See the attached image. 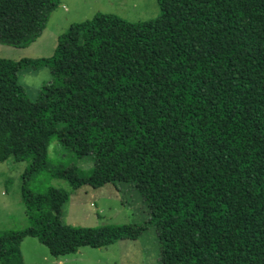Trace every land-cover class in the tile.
<instances>
[{"label": "trees", "instance_id": "trees-1", "mask_svg": "<svg viewBox=\"0 0 264 264\" xmlns=\"http://www.w3.org/2000/svg\"><path fill=\"white\" fill-rule=\"evenodd\" d=\"M171 11L131 24L95 14L58 37L49 58H0V163L28 162L29 227L0 235V264H24L36 238L54 258L136 241L155 226L64 224L71 193H34L52 141L104 156L101 176L50 171L72 191L127 185L149 172L178 234L173 264H264V0H165ZM60 0H0V43L41 37ZM47 67L35 108L18 82Z\"/></svg>", "mask_w": 264, "mask_h": 264}, {"label": "rangeland", "instance_id": "rangeland-1", "mask_svg": "<svg viewBox=\"0 0 264 264\" xmlns=\"http://www.w3.org/2000/svg\"><path fill=\"white\" fill-rule=\"evenodd\" d=\"M171 11L165 0H60L40 38L26 46L0 43V58L10 61L49 58L58 37L73 24L89 20L95 14H112L131 24L152 22ZM52 80L47 67L26 69L18 74L19 84L35 108L50 104L42 92ZM48 168L34 176L28 187L34 193L48 188L70 192L63 210V223L70 226L98 228L105 225L142 223L154 219L155 226L136 241L121 240L107 248L84 247L63 258L50 256L36 238H26L20 245L24 264H173L177 259L178 234L158 184L149 172L127 185H111L94 190L83 187L72 191L68 182L50 176V171L75 167L84 176H101L105 162L102 154L78 158L71 150L52 141L48 148ZM28 162L9 159L0 163V235L29 227L22 200L23 175Z\"/></svg>", "mask_w": 264, "mask_h": 264}]
</instances>
